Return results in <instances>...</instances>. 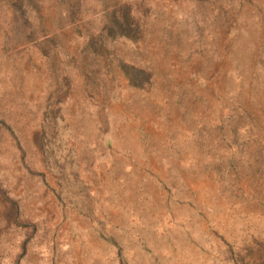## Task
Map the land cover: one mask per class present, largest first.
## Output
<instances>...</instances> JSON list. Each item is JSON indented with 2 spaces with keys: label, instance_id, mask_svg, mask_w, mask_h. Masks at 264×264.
<instances>
[{
  "label": "rangeland",
  "instance_id": "obj_1",
  "mask_svg": "<svg viewBox=\"0 0 264 264\" xmlns=\"http://www.w3.org/2000/svg\"><path fill=\"white\" fill-rule=\"evenodd\" d=\"M0 264H264V0H0Z\"/></svg>",
  "mask_w": 264,
  "mask_h": 264
},
{
  "label": "bare ground",
  "instance_id": "obj_2",
  "mask_svg": "<svg viewBox=\"0 0 264 264\" xmlns=\"http://www.w3.org/2000/svg\"><path fill=\"white\" fill-rule=\"evenodd\" d=\"M8 68V67H7Z\"/></svg>",
  "mask_w": 264,
  "mask_h": 264
}]
</instances>
